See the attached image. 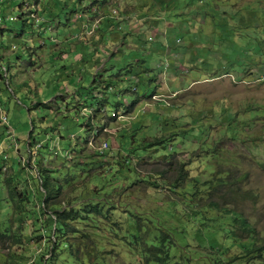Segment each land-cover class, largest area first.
Here are the masks:
<instances>
[{
	"label": "rangeland",
	"instance_id": "obj_1",
	"mask_svg": "<svg viewBox=\"0 0 264 264\" xmlns=\"http://www.w3.org/2000/svg\"><path fill=\"white\" fill-rule=\"evenodd\" d=\"M0 9L15 18L0 30V264H77L66 243L84 264H142V243H174L193 264H260L246 249L264 245V0H0ZM154 9L168 14L157 37L144 23ZM21 13L45 23L24 27ZM52 33L87 45L94 60L125 51V35L141 37L133 46L155 35L145 48L163 51L113 53L99 70L113 84L103 113L104 83H87L98 77L93 64L80 67L77 89L56 74L58 60L36 59L54 51L40 48ZM102 124L113 136L98 132L94 146H108L99 154L88 141ZM56 211L74 216L65 232L53 230ZM221 228L232 240L214 234Z\"/></svg>",
	"mask_w": 264,
	"mask_h": 264
},
{
	"label": "crops",
	"instance_id": "obj_2",
	"mask_svg": "<svg viewBox=\"0 0 264 264\" xmlns=\"http://www.w3.org/2000/svg\"><path fill=\"white\" fill-rule=\"evenodd\" d=\"M152 7H154V6H152ZM161 9V8H160ZM180 9V8H179ZM178 9V11L177 12H180V10ZM162 10V9H161ZM177 12L176 13H174V14H172L173 16H175L176 14H177ZM40 14V13H39ZM185 13L184 12H180L178 15H184ZM41 15V14H40ZM168 15V14H167ZM166 14H157V12H156V10L154 9L153 11H150L144 18L146 19V20H144V23H146L147 24V29L148 28H150V30L151 29H153V32L155 33V35H156V37L158 36L157 34L159 33V31L157 30V28L154 26V24H156L157 22V20H158V22L160 21V20H162L163 18H165L166 16H167ZM44 17H46V16H44ZM182 19V17H180L179 18V21ZM104 22V21H103ZM60 25V24H59ZM81 26V25H80ZM102 26L103 27H105V25H103V24H101V29H102ZM156 28V29H155ZM101 29L99 28V30H100V32H97L96 33V35L98 34V36H99V40H103V37H102V35H101ZM168 30H170V28H168ZM150 32V31H149ZM127 34V33H126ZM147 34V32H145V35ZM164 34H165V32H164ZM46 35H48V34H46ZM57 36H58V34H56ZM96 35H94L93 36V38L92 39H94V38H97L96 37ZM120 34H114V37L116 38V37H118ZM155 35H149V37H147L146 39L144 38V35H143V39H144V44L142 45V46H139V43H138V46H133V38L134 39H138V40H140V38L141 37H138L137 35H125L124 36V38H125V40H124V42L123 43H126L128 40L129 41H131V43L132 44H130V45H126V48H125V51L124 50H118V48L117 49H112V51H105V50H102L101 51V55L98 57L99 59V61L97 60V57L95 56V59L96 60H94L93 58L91 59L90 58V55H89V49H88V46L87 45H85V44H76V43H72V41H70L69 39H67L66 37L64 38V40L60 43V42H58V40L56 39V37H54V34L52 33L51 35L49 34L48 35V40L47 41H42L43 42V45H47V46H53L52 47V53H50V54H48V53H45V50H42V49H39L37 52H35V55H36V59H38V61H43L45 64L44 65H46L47 63L49 64V63H52L53 62V60L55 59V60H58L59 61V63H61L62 64V66H61V68H62V70L61 71H59V72H57L56 74L57 75H69L70 74V76H67V78H68V84H69V86H76V88L77 89H80V88H82V86L83 85H85L84 83H82L83 82V79H82V75L79 73V72H83V71H79V69H80V67L82 66V67H85L86 69H90V67L92 66V64H93V66H95V71L97 72L98 71V74H97V76L98 77H96L95 78V81H96V83L100 80L101 82H103L104 84H106V83H109V82H111V80H108V82L105 80V77L104 76H102L101 75V72H99V70L101 69V71L102 70H104L105 69V67H106V63L109 61V60H111L112 58H114L115 56H113V57H111L112 55H113V53H117V52H122L121 53V55H122V59H124V58H126L127 56H125L124 55V53H131V54H134L135 52H137V51H139V53H142V54H144V55H149V54H154V53H157L158 51H163V48L161 47V46H153L152 45V47L151 48H149V49H146L145 48V42H146V40H148L150 37H152V38H154L155 37ZM133 36H135V37H133ZM51 37V38H50ZM161 37V36H160ZM163 37V36H162ZM50 38V39H49ZM98 39V38H97ZM52 40H55L56 42L55 43H53L52 42ZM141 41V40H140ZM83 43H86V42H83ZM60 44V45H59ZM64 44H68L69 46H70V48L68 47V48H66V47H64L63 45ZM42 44H41V42H40V46H41ZM136 47V48H135ZM137 47H139V49H137ZM41 48V47H40ZM153 50V52H150V51H152ZM124 51V52H123ZM138 53V54H139ZM69 61V63H71V64H74L71 68H69V67H66V65H64V63H66V62H68ZM118 61H122L121 60V58H120V60L118 59ZM145 61H138L137 62V66H139V67H142L143 66V63H144ZM47 66V65H46ZM144 68H143V71H144V73H145V75H146V80L145 81H143V84H144V86L145 87H147L148 85H150L149 84V82H150V74H148L149 72H150V70H147V69H145V66H143ZM86 69H85V71H86ZM73 73H79V74H73ZM96 73H94L93 75H92V77L90 78V80L87 82V83H89V82H92L93 80H94V75H95ZM86 83V82H85ZM86 83V84H87ZM131 84H132V82H131ZM91 85V84H90ZM103 85V84H102ZM95 86V85H94ZM123 92V91H122ZM79 94H80V98H79V100H77L78 102L80 101V100H84L85 98L81 95V93H80V91H79ZM69 95V97L68 98H73V99H75V97L76 96H72V94H68ZM60 98H66L67 99V97L66 96H64V97H62V96H60ZM138 100H139V98H137V100H135V102H133L130 106H129V108H127L126 109V111L125 112H127L128 110H130L131 108H133V104H136V102H138ZM77 101H76V103H77ZM83 101H81L80 103H82ZM70 110V112L72 111L71 109H69ZM119 114V113H118ZM123 117V119H124V116H122ZM117 134V133H116ZM94 153V152H93ZM93 157V156H92Z\"/></svg>",
	"mask_w": 264,
	"mask_h": 264
},
{
	"label": "trees",
	"instance_id": "obj_3",
	"mask_svg": "<svg viewBox=\"0 0 264 264\" xmlns=\"http://www.w3.org/2000/svg\"><path fill=\"white\" fill-rule=\"evenodd\" d=\"M0 15H1V18H2V23L0 24V30H2L3 27H7L8 25H10V22L5 21L6 15H5V12L3 10H1V9H0ZM18 21H22V25H24V27L26 26V23H27L26 21L27 20L25 18H23V13H21V16L18 19ZM48 24H49V22H48ZM40 47H42V46H40ZM67 76H70V74L67 75ZM132 80H133L132 81V83H133L134 79H132ZM137 83L138 84L140 83L139 80H138ZM134 84H136V83H134ZM97 85H98V83H97ZM97 85H96V81L93 80L91 82L90 87L92 89L93 88L95 89ZM99 86L102 87V90H101L100 93H98V95L95 98V100H97L95 102L97 104L96 107L98 108V111H100L99 109L101 107H104L105 105H107L108 102H109L108 101V96H107L106 93H109V92L112 93L113 92V84L111 82L106 83L104 85L101 84ZM94 156H100L101 157L103 155H98L97 153L94 152ZM48 172L52 173L53 171H44V173H48ZM39 174H40V170H39ZM41 175H43V174H41ZM52 181H54V180L51 178V176L49 177L48 175H45L44 179L41 181L42 187L44 188L45 193H49L50 196H51L52 192L54 191V189H50L49 188V184ZM58 187H56V189ZM55 191L58 192V190H55ZM50 200H51V198L49 197V198L46 199L45 202L48 203ZM50 215L53 216V218L50 217L51 219H49V220L54 225V227H53L54 232L55 231L65 232L66 228L68 227V223L67 222L70 221V220H72V221L74 220V216L72 215L71 212H65V211H58L57 212L56 211L55 213L50 214ZM77 217H78L77 218L78 220H80V219L83 220V221L84 220H86V221L88 220V217H82L81 215H79ZM232 217H234L232 219V221L240 226L243 234H246L248 236H251L252 234L255 235V231L253 230V228H251L248 225V223L246 222V220L241 218V216L235 214ZM214 234L219 235V236H221L223 238H231V240H232V235L229 234L227 231H225L224 228L216 229V231H214ZM127 244H128L129 248H135V247H131L129 243H127ZM67 247L72 249V254L76 258L77 264H84L83 263V259L78 258V256L76 255V252H77L78 248L75 245H72L71 243H66L64 245V249L67 248ZM212 249L214 250V248H212ZM60 250H63V248H61ZM246 251H247V254H252L253 258H256L257 260H259L260 264H264V256H263L264 245L261 246V247H254L253 246L251 250L246 249ZM181 252H183V251H180L178 248H175L174 243H146V244L142 243L140 248H135V254H138L139 256L143 257L142 264H193L191 258L188 255L186 256L185 253H181ZM210 257L211 256H208L205 259L208 260V258H210ZM86 259L87 258L84 257V260H86ZM209 263H211V260H210Z\"/></svg>",
	"mask_w": 264,
	"mask_h": 264
},
{
	"label": "built area",
	"instance_id": "obj_4",
	"mask_svg": "<svg viewBox=\"0 0 264 264\" xmlns=\"http://www.w3.org/2000/svg\"><path fill=\"white\" fill-rule=\"evenodd\" d=\"M32 13V12H31ZM34 13H35V11H34ZM33 14V13H32ZM36 18L35 19H33L34 17H33V15L31 16V17H27V18H25L27 21V23H28V20H30V19H32V20H34V22L36 23V24H34L36 27H39L40 26V24H43V23H45V21H44V19H41V18H39L40 16L38 15V13H36ZM30 18V19H29ZM121 19H122V17H121ZM124 20H126L125 18H124ZM5 21H8V22H10V23H12V22H14L15 21V18L13 17V16H8V17H6L5 18ZM2 23V18H1V15H0V24ZM95 28V27H94ZM93 28V29H94ZM36 29V28H35ZM90 28H89V25H86V30H89ZM42 30L43 31H50V28H43L42 27ZM85 30V31H86ZM89 35V34H88ZM52 42L53 43H55L56 41L55 40H52ZM41 44L43 45V42H41ZM3 69H4V71H5V67H3ZM6 72V71H5ZM4 77L7 79L6 81H7V84H8V77L9 76H5V74H4ZM135 81H138L137 79L135 80ZM133 91H136V88H133ZM154 98H158V97H156V96H153ZM161 102H164L163 100L161 101ZM166 105H168L167 104V102H164ZM84 109H83V116L84 115H87V114H90L91 112L90 111H88V109H87V107H83ZM100 112H103V113H105L106 112V107L104 106V107H101L100 109ZM111 116V118H114V117H117V119H120L121 117H122V115H116V114H111L110 115ZM3 121L6 123L7 122V120H6V118H3ZM98 132H103V133H105V134H107L108 135V138H112V133L109 131V129L105 126V124L103 125H101L100 127L98 126V128H96V130L91 134V137H90V139H89V141H88V144H89V146L92 148V149H94L96 152H98L99 154H103L104 153V151L107 149V143H106V141L105 142H103L102 144H100L99 146H97V147H95L94 146V142H95V140H96V138L98 137ZM67 153L68 152H66L65 153V155L67 156Z\"/></svg>",
	"mask_w": 264,
	"mask_h": 264
}]
</instances>
